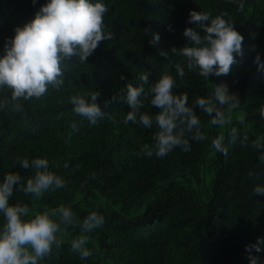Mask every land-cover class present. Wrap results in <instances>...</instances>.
Here are the masks:
<instances>
[{"label":"trees","instance_id":"16d2710c","mask_svg":"<svg viewBox=\"0 0 264 264\" xmlns=\"http://www.w3.org/2000/svg\"><path fill=\"white\" fill-rule=\"evenodd\" d=\"M46 2L0 0V55L14 27L31 20ZM102 2L109 8L104 24L113 38L102 41L85 63L77 57L65 61L60 89L50 87L39 99L21 101L23 112L0 110V180L16 171L26 182L34 170L21 168L17 158H47L50 170L67 181L65 188L44 193L39 200L14 191L10 203L28 204L33 216L44 207L63 204L80 220L92 211L105 218L103 227L88 235L89 258L82 260L70 251L69 242L80 235L79 229L62 227V249L41 264H249L245 246L264 235V195L253 193L264 185V163L258 150L248 146L264 136V117L259 115L264 75L253 62L257 53L264 60V0H242V11L237 10L241 0ZM189 10L211 11L214 16L227 12L244 37L243 58L237 57L229 75L207 81L188 71L184 59L171 52V47L187 42L182 33L192 26L187 23ZM169 25L171 32L166 30ZM145 28L160 35L159 47L169 49L168 59L148 43L151 35H145ZM177 63L185 69L182 80L175 71ZM164 71L177 80L174 92L188 94L189 105L196 96H211L220 83L238 93L240 104L224 128L212 126L211 117L197 109L207 139L191 141L188 152L176 148L163 158H148L136 153L142 144L154 143L155 124L124 125L129 106L120 102L105 108L104 101L121 93L127 83L141 85L142 73H149L152 82ZM95 91L101 93L97 102L107 115L92 125L73 113L70 97ZM9 95L7 89L0 90V99ZM142 111L154 115L157 109L146 104ZM232 127L238 130L235 143H229ZM221 134L227 154L211 146L212 138ZM245 135L249 140L242 143ZM252 254L257 255L254 250ZM259 255L264 260V252Z\"/></svg>","mask_w":264,"mask_h":264},{"label":"clouds","instance_id":"9594fccd","mask_svg":"<svg viewBox=\"0 0 264 264\" xmlns=\"http://www.w3.org/2000/svg\"><path fill=\"white\" fill-rule=\"evenodd\" d=\"M36 2L32 0L33 5ZM244 7L241 0L237 10L242 11ZM108 11L102 0H47L31 20L22 26H15L14 36L5 39L3 54L0 55V90L7 89L10 93L0 99V110L10 107L13 112H23L21 101L39 99L50 87L60 89L64 85L65 61L77 57L79 63H85L102 41L113 38L114 34L106 30L104 24ZM187 23L192 26L183 30L186 44L171 47V52L184 59L188 71L196 72L207 81L211 76L229 75L232 66L238 62L237 57L243 58L244 37L236 30L228 13L214 16L211 11L189 10ZM166 30L173 31L170 25ZM144 33L151 35L148 43L158 49V55L168 59L169 49L159 47L160 35L150 28H145ZM253 62L257 65V72L264 75V60L259 53ZM175 71L182 80L184 67L177 63ZM120 79L126 80L123 75ZM139 80L142 82L139 86L125 84L121 93L113 94L104 101V107L123 102L130 109L121 121L124 125L131 122L151 128L155 124L154 143L142 144L136 153L148 158L153 155L163 158L176 148L188 152L191 141H205L207 137L202 131L197 109L211 117L212 126L224 128L232 123L231 113L240 104L238 93L231 92L226 83L215 84L211 96H196L189 105L187 93L174 92L177 80L167 71L152 82L149 81V73H142ZM145 84L149 85L147 90L143 86ZM100 95L99 91H95L71 96L73 113L95 125L107 115L97 102ZM146 104L157 109L154 115L142 111ZM259 115L264 117V103L259 107ZM71 127L78 131L75 123ZM228 136L229 143H235L237 128L232 127ZM248 140L245 135L241 142ZM224 141L225 135H218L212 138L211 146L215 151L227 154ZM248 146L258 150L259 160L264 163V136L252 139ZM16 164L23 169H33L34 175L24 182L19 172L11 171L0 180V216L3 217L0 224V264H41L50 259L63 247L64 241L58 236L62 227L79 229L80 235L69 242L70 251L82 260L89 258L92 252L86 247L88 235L103 227L104 216L92 211L80 220L70 207L63 204L44 207L34 216L30 215L28 204L19 201L10 203L14 191L39 200L44 193L65 188L67 181L50 170L47 158H17ZM63 167L67 168L68 163L65 162ZM95 176L92 173L90 179ZM253 193L264 195V185H257ZM245 249L249 264H264L259 255L264 252V235L258 236L255 243L246 245ZM253 250L257 255L252 254Z\"/></svg>","mask_w":264,"mask_h":264}]
</instances>
